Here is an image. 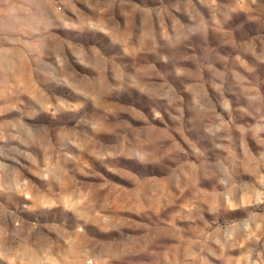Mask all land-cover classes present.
Segmentation results:
<instances>
[{
	"label": "rangeland",
	"instance_id": "rangeland-1",
	"mask_svg": "<svg viewBox=\"0 0 264 264\" xmlns=\"http://www.w3.org/2000/svg\"><path fill=\"white\" fill-rule=\"evenodd\" d=\"M0 264H264V0H0Z\"/></svg>",
	"mask_w": 264,
	"mask_h": 264
}]
</instances>
